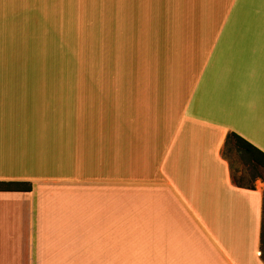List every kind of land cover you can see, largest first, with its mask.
Instances as JSON below:
<instances>
[{
	"label": "crops",
	"instance_id": "0c3cea01",
	"mask_svg": "<svg viewBox=\"0 0 264 264\" xmlns=\"http://www.w3.org/2000/svg\"><path fill=\"white\" fill-rule=\"evenodd\" d=\"M45 3L83 6L97 72L0 78V264H264L226 155L264 153V0Z\"/></svg>",
	"mask_w": 264,
	"mask_h": 264
},
{
	"label": "rangeland",
	"instance_id": "374dc122",
	"mask_svg": "<svg viewBox=\"0 0 264 264\" xmlns=\"http://www.w3.org/2000/svg\"><path fill=\"white\" fill-rule=\"evenodd\" d=\"M45 1L53 2L0 0V78L49 79L96 75L98 54L76 51L82 48L77 44L83 33V6L70 4L67 16L64 10L60 13L64 6L46 4ZM61 17H70L71 21ZM85 62L87 69L84 68ZM1 101L0 115L3 114ZM233 142L230 140L226 154L232 165L237 170L246 166L253 176L261 180L257 185L263 188L264 193V171L253 173L248 153L234 152ZM261 238L264 259V205Z\"/></svg>",
	"mask_w": 264,
	"mask_h": 264
},
{
	"label": "trees",
	"instance_id": "16d2710c",
	"mask_svg": "<svg viewBox=\"0 0 264 264\" xmlns=\"http://www.w3.org/2000/svg\"><path fill=\"white\" fill-rule=\"evenodd\" d=\"M230 136L234 139L235 144L243 149L246 153H248L250 160L252 163L264 169V153L258 150L256 147H254L252 144H250L248 141L244 140L237 134H230ZM9 187L4 184V182H0V190L2 189H8ZM262 239V238H261ZM261 246H262V240H261ZM261 252H263V248L261 247Z\"/></svg>",
	"mask_w": 264,
	"mask_h": 264
}]
</instances>
